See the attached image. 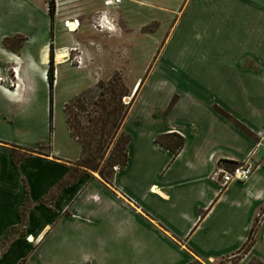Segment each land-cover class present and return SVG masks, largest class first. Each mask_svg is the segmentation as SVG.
<instances>
[{
    "label": "crops",
    "instance_id": "1",
    "mask_svg": "<svg viewBox=\"0 0 264 264\" xmlns=\"http://www.w3.org/2000/svg\"><path fill=\"white\" fill-rule=\"evenodd\" d=\"M103 2L82 0L81 17L73 16L80 28L90 31L89 18ZM48 3L0 0V68L14 71V86L0 87V242L20 228L1 249L0 264L228 259L256 220L242 261L264 264V0H121L112 10L125 62L139 58L151 67L143 88L148 100L137 107L139 91L121 126L129 136L127 163L108 183L76 169L79 155L68 160L50 146L46 154H28L43 143L31 148L10 139L9 130L21 134L30 126L34 79L49 90V64L56 70ZM82 52L91 56L87 46ZM172 133L184 141L175 158L155 143ZM12 146L28 158L15 165ZM250 155V179L221 189L218 171ZM73 171L70 184L39 203ZM26 198L32 205L21 224Z\"/></svg>",
    "mask_w": 264,
    "mask_h": 264
},
{
    "label": "rangeland",
    "instance_id": "2",
    "mask_svg": "<svg viewBox=\"0 0 264 264\" xmlns=\"http://www.w3.org/2000/svg\"><path fill=\"white\" fill-rule=\"evenodd\" d=\"M82 8V0L59 1L58 14L51 22V42H55L52 50L58 48L55 59L57 60L56 70L53 64L49 65L55 83L53 81L52 90L49 91L41 81L34 79L35 108L28 115L30 118L26 120L30 126L26 127V131L21 134H16L15 130H9V136L14 142H20L31 148H35L37 143H43L38 149L39 154H46L47 146H50L58 155L68 160H75L79 155L78 159L72 163L73 166L80 164L81 147H84L86 158L102 157V160L97 161L98 168L109 174L117 170L106 168V159L118 154L114 148L117 140L100 141L97 128H94L97 125L93 126V123L99 120L100 114L96 103L101 98V90L97 85L103 84L105 94L114 93L119 98L124 107L123 112L126 108H131L139 91L142 92L140 99L135 102L137 107L141 108L148 100V95L143 88L146 72L151 64L139 58L135 63L125 62L127 59L123 56L127 48L121 47L124 42H121L122 39L117 34H95L88 31L86 24L77 33L67 34L62 27V20L73 19V16L81 17ZM140 34L142 31L138 33V37ZM73 45H78L82 53L83 64L80 69H74L68 63H64L65 52L59 51L60 48ZM84 46H87V50L91 52L88 58L83 56ZM137 50L140 53L145 52L146 49ZM102 53L105 54L102 56ZM98 54L101 55L100 59L97 57ZM137 82L140 83V87L133 96L132 91ZM108 142L111 143L107 147ZM102 146L103 149L100 150ZM117 167L121 168L120 165ZM83 171L91 172L87 169ZM95 174L98 176L97 173ZM19 231L20 228L13 230L9 233L10 237L17 235ZM10 237L0 242V251ZM246 254L213 261L193 258L189 264H257L258 261L254 258L243 262L242 259Z\"/></svg>",
    "mask_w": 264,
    "mask_h": 264
},
{
    "label": "trees",
    "instance_id": "3",
    "mask_svg": "<svg viewBox=\"0 0 264 264\" xmlns=\"http://www.w3.org/2000/svg\"><path fill=\"white\" fill-rule=\"evenodd\" d=\"M50 7H51V3H50ZM49 16H50V18H53L52 9H50V11H49ZM8 43H9V40H5L3 42V46L5 48H8ZM46 75H47V83L49 86V91H51L54 79H53V72H52V69L50 66H48V70H47ZM97 87H99V89L101 90V94H100L101 98H99V100L96 103V105H98V108L100 109V111H99L100 114H99V120L97 121V123H93V126L97 125L94 128H97V133H99V140L100 141L104 142L107 139L117 140V143H116L114 148L118 154L113 155L112 157H109L108 159H106V163H107L106 168H111V169L113 168V170L115 168L120 169L117 166L120 165L121 168L124 167L125 164L127 163V160H128L126 145L129 142V136H127L123 132H121V126H122L125 118L128 115L130 107L126 108V110L123 112L124 107L120 103L119 98H117V96L114 93H109L108 95L105 94L103 91L104 85L101 83H99L97 85ZM104 97H106V98H104ZM172 103L173 102H171L169 107L172 105ZM222 115L224 117H226L227 119H230L224 113H222ZM235 125H237V123H235ZM237 126L243 132L246 133L245 129H243L239 125H237ZM117 137H118V139H115ZM110 143L111 142H108L107 147L110 145ZM121 143H122V145H121ZM155 143L157 145H159L161 148H163L166 151H168L169 153H171L172 157L175 158L179 154L181 149L183 148L184 141H183L182 137H180L177 134L172 133V134H164V135L158 136L155 139ZM41 146L42 145H38L35 151L25 150V152H27L28 154L29 153L39 154L38 149ZM47 148H49V146H47ZM16 149H20V148L12 146L11 157H12V161L15 165H17L21 160L28 158V156H29L27 154H20V155L17 154L15 151ZM102 149H103V146L101 147L100 150H102ZM81 156L82 157L80 160V164L75 165L76 169H79V168L87 169L88 171H91L93 173H97L98 176L100 177V179L103 180L105 183L109 182L113 172L107 174L98 168L99 164L97 161L102 160V157L86 158V151L84 150V147H81ZM75 178H76V174L73 171L67 176V178L64 181L59 183L53 191L49 192L46 199H41L39 201V203L45 204L46 202H50L52 200V198L55 196V192L57 190L67 186ZM31 205L32 204L29 201V199L26 198L24 205L22 206V208L19 211V218H20L21 224L25 223V217H26L27 211L29 210ZM257 224H258V220H256L255 223L253 224L251 231L249 233L248 239H247L246 243L244 244V246L233 257H236L237 255H240V254L243 255V254H246L249 252V250L251 249V247L254 244V235H255V229H256ZM8 237H9V233H7L5 235L4 240ZM257 264H262V263L258 261Z\"/></svg>",
    "mask_w": 264,
    "mask_h": 264
},
{
    "label": "built area",
    "instance_id": "4",
    "mask_svg": "<svg viewBox=\"0 0 264 264\" xmlns=\"http://www.w3.org/2000/svg\"><path fill=\"white\" fill-rule=\"evenodd\" d=\"M60 0H49L47 5V10L52 9L53 15L58 14V6ZM51 3V7H50ZM121 3V0H104L103 10H100L91 15L88 22V27L90 31L95 34H114L117 30V24L112 15V10L117 8ZM64 31L71 35L77 33L80 29V22L77 19L67 18L61 22ZM74 24V30H71V25ZM66 52L64 57V63H68L74 69H80L83 64L82 53L79 50L78 45H73L67 48H62ZM8 73H14L13 69L0 68V87L7 86L12 88L14 84L13 81L9 79ZM256 165L252 160V155H250L245 162L235 165L230 170H219L218 171V184L221 189H224L232 183L244 184L246 183Z\"/></svg>",
    "mask_w": 264,
    "mask_h": 264
},
{
    "label": "bare ground",
    "instance_id": "5",
    "mask_svg": "<svg viewBox=\"0 0 264 264\" xmlns=\"http://www.w3.org/2000/svg\"><path fill=\"white\" fill-rule=\"evenodd\" d=\"M74 28H75V25L72 24V25H71V30H74ZM139 87H140V83L137 82V83L135 84L134 88H133V91H132V95H133V96L138 92Z\"/></svg>",
    "mask_w": 264,
    "mask_h": 264
}]
</instances>
